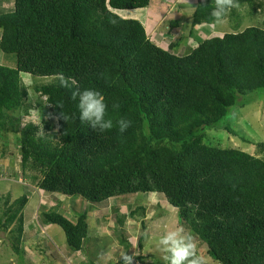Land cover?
I'll list each match as a JSON object with an SVG mask.
<instances>
[{
    "label": "trees",
    "instance_id": "obj_1",
    "mask_svg": "<svg viewBox=\"0 0 264 264\" xmlns=\"http://www.w3.org/2000/svg\"><path fill=\"white\" fill-rule=\"evenodd\" d=\"M235 3L224 18H237L240 6L250 14L263 6L262 0ZM149 4L3 0L11 10L0 13L5 58L0 61V138L13 136V142L7 141L16 147L22 176L38 173L34 186L39 191L77 199L90 208L111 198L155 193L176 209L178 223L215 262L264 264V159L213 146L206 138L214 128L236 136L224 122L264 96V27L205 37L177 55L150 39L141 21L115 12ZM214 4L198 3L191 26L216 23L210 16ZM59 73L76 85L62 87ZM22 74L32 80L52 78L34 83V105ZM77 86L99 90L108 115L131 120V127L123 134L116 127L100 132L81 122L72 99ZM113 103H119L118 110L111 108ZM32 108L40 123L22 125ZM0 154L6 158L2 149ZM28 200L22 195L10 202L9 193L0 194V230H8L7 244L17 256L23 252ZM58 211L41 210L39 222L58 226L67 247L81 251L88 239V209L72 218ZM143 238L138 239L140 248Z\"/></svg>",
    "mask_w": 264,
    "mask_h": 264
},
{
    "label": "rangeland",
    "instance_id": "obj_2",
    "mask_svg": "<svg viewBox=\"0 0 264 264\" xmlns=\"http://www.w3.org/2000/svg\"><path fill=\"white\" fill-rule=\"evenodd\" d=\"M203 1L205 0H150L146 8L121 12L116 10V13L124 18L141 21L150 39L162 48H170L177 55L187 53L205 37L239 32L252 25L264 27V0L263 6L259 9L257 7L252 14L246 6H240L235 9L237 18L227 16L220 23L191 26L192 12ZM2 3L3 0H0V13L11 10ZM170 21L178 23L170 25ZM4 59L0 52V61ZM21 76L29 92V101L34 105L38 99L32 93L34 83H47L52 78L32 80L28 75ZM29 111V117L23 118L21 124L31 120L40 123L36 110ZM52 123L55 124L54 119ZM224 123L236 136L214 128L207 132L206 137L211 145L239 149L264 159V96L250 101ZM9 139L14 141L10 134L0 138V151L2 149L6 153V158L0 156V194L9 193L10 202L22 195L29 200L23 210L25 222L21 248L24 253L21 252L20 257L11 253L7 244L8 230H0V264H89L90 260L96 264H115L118 261L123 264L120 258L122 253L133 256L132 264H156L157 260L163 261V254L158 251L155 242L166 230L181 225L178 223L176 209L166 204L158 194L139 193L111 198L90 208L86 202L39 191L38 186L34 185H37L40 175L26 172L28 177L22 176L20 158L15 145L7 141ZM12 173L14 178L10 177ZM32 176L35 179H31ZM54 207L62 214L67 213L70 218L75 212L88 209L89 233L81 251H73L67 247L65 235L58 226H43L39 222L40 211ZM135 209L137 212L132 214L131 211ZM30 224L33 226L30 227ZM142 234L144 238L140 248L138 239ZM193 242L198 254L203 257L204 264H219L207 256L205 246L194 237ZM141 258L144 259L143 262Z\"/></svg>",
    "mask_w": 264,
    "mask_h": 264
},
{
    "label": "clouds",
    "instance_id": "obj_3",
    "mask_svg": "<svg viewBox=\"0 0 264 264\" xmlns=\"http://www.w3.org/2000/svg\"><path fill=\"white\" fill-rule=\"evenodd\" d=\"M236 6L235 0H215L210 16L216 23H220L229 11ZM58 80L64 88H73L76 85L75 80L71 77H65L63 73L58 74ZM72 99L77 101L79 120L86 123L93 130L105 132L116 127L119 133L123 134L131 127V120L125 117L113 118L108 115L109 105L99 90L77 86L72 91ZM119 107V103L111 105L113 110H118ZM32 110L36 109L32 108ZM63 119L66 120L68 117L63 116ZM31 122H34V120H31ZM1 176L4 177L3 174ZM9 179L12 180V178ZM155 246L163 254L162 259L165 264H204L203 257L197 252L193 237L190 233H186L182 226L166 230L156 240ZM120 258H122L123 264H132L133 256L122 253Z\"/></svg>",
    "mask_w": 264,
    "mask_h": 264
},
{
    "label": "crops",
    "instance_id": "obj_4",
    "mask_svg": "<svg viewBox=\"0 0 264 264\" xmlns=\"http://www.w3.org/2000/svg\"><path fill=\"white\" fill-rule=\"evenodd\" d=\"M120 12H121V10H119ZM127 11V10H126ZM131 11V10H130ZM132 11H134V10H132ZM115 12H116V10H115ZM121 16V15H120Z\"/></svg>",
    "mask_w": 264,
    "mask_h": 264
}]
</instances>
